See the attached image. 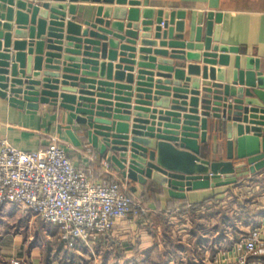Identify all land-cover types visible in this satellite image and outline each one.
Here are the masks:
<instances>
[{
  "label": "water",
  "instance_id": "95a60500",
  "mask_svg": "<svg viewBox=\"0 0 264 264\" xmlns=\"http://www.w3.org/2000/svg\"><path fill=\"white\" fill-rule=\"evenodd\" d=\"M76 1L0 0V95L11 105L68 110L90 142L101 138L115 153L126 177L153 179L175 196L214 186L210 178L220 174L264 168V79L244 86L240 73L226 82L213 65L226 63L228 49L200 28L184 40L176 12L160 9L154 18L144 0H81L99 4L93 22L81 23L67 16ZM209 116L229 120L230 138L236 123L238 164L232 140L228 161L200 156Z\"/></svg>",
  "mask_w": 264,
  "mask_h": 264
},
{
  "label": "crops",
  "instance_id": "0c3cea01",
  "mask_svg": "<svg viewBox=\"0 0 264 264\" xmlns=\"http://www.w3.org/2000/svg\"><path fill=\"white\" fill-rule=\"evenodd\" d=\"M24 1L41 5L53 0ZM144 1L154 8V18L160 9L176 12V20L183 21L184 40H195L200 28L203 38L210 37L214 44L225 46L228 49L223 53L227 56L226 63L217 61L213 66L222 70L226 82L232 83L234 76L239 77L240 73L244 86L249 77L264 79V0ZM69 5L73 6L75 15L69 10L67 16H75L81 23L93 22L99 6L93 1L81 0ZM17 11L15 8V13ZM15 17L14 14L13 24ZM108 19L114 20L113 17ZM209 22L212 23L210 35ZM215 82H219V78ZM228 122L222 117L207 118L205 140L199 139L202 158L228 161L232 140L233 162L235 165L240 162L235 143L236 123L233 122L230 138ZM52 137L62 142L68 156L93 179L120 183L124 191L142 199L153 211L147 218L130 215L117 220L113 230L91 247L79 241L71 248L59 239L56 226L57 236H52L44 228L46 223L31 220L33 218L22 208L0 204V264H13L12 260H18L19 264H215L217 254L233 247L241 234L264 226V213H261L264 212V168L253 172L248 166L236 170L233 176L220 174L210 178L214 186L179 191L181 196H175L167 185L153 179L141 183L126 177L112 158L115 153L101 148V138L99 146L90 142L85 127L78 124L68 110L41 104L39 109L28 111L11 105L0 95V143L6 140L18 149L31 151L46 148ZM226 199L227 205L220 209L212 210V206H208ZM184 204L196 207L189 209L183 207ZM255 204L261 205L255 207ZM202 206H208V210H201ZM177 207L188 211L187 219H183L186 227L178 238L165 216L166 211Z\"/></svg>",
  "mask_w": 264,
  "mask_h": 264
},
{
  "label": "built area",
  "instance_id": "2783aa9c",
  "mask_svg": "<svg viewBox=\"0 0 264 264\" xmlns=\"http://www.w3.org/2000/svg\"><path fill=\"white\" fill-rule=\"evenodd\" d=\"M226 203L227 199L221 204ZM0 204H13L56 226L59 239L71 248L79 241L91 247L113 230L117 220L130 215L147 218L153 211L142 199L124 191L120 183L93 179L75 164L56 137L46 148L31 151L6 140L0 143ZM165 216L178 238L186 227L183 219L188 211L177 207ZM215 264H264V226L241 234L233 247L217 254Z\"/></svg>",
  "mask_w": 264,
  "mask_h": 264
},
{
  "label": "rangeland",
  "instance_id": "374dc122",
  "mask_svg": "<svg viewBox=\"0 0 264 264\" xmlns=\"http://www.w3.org/2000/svg\"><path fill=\"white\" fill-rule=\"evenodd\" d=\"M222 201L223 200H221V201H219L220 203H213V204H211V205H208V206H212L211 208H213L212 210H216V209H220L222 206H225V205H227V204H225V205H222L221 203H222ZM228 203V202H227ZM261 204H255V207H257V206H260ZM206 209H208V208H206ZM255 210H257V208L255 209ZM31 218H33V219H31V220H36V221H39L40 219L39 218H34V217H32L31 216ZM41 221V220H40ZM48 224H45V229L47 230V232H49V234L50 235H52V236H57V229L56 228H54V226H47ZM177 238L176 237H174V240H176ZM178 240V239H177Z\"/></svg>",
  "mask_w": 264,
  "mask_h": 264
},
{
  "label": "trees",
  "instance_id": "16d2710c",
  "mask_svg": "<svg viewBox=\"0 0 264 264\" xmlns=\"http://www.w3.org/2000/svg\"><path fill=\"white\" fill-rule=\"evenodd\" d=\"M184 203H186V202H184ZM188 206V204H184L183 205V207H187ZM260 213V212H259ZM261 213H264V212H261ZM256 214V213H255Z\"/></svg>",
  "mask_w": 264,
  "mask_h": 264
}]
</instances>
